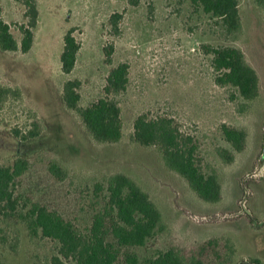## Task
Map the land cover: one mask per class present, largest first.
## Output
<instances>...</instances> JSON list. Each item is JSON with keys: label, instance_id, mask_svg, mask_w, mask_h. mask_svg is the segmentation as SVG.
<instances>
[{"label": "rangeland", "instance_id": "rangeland-1", "mask_svg": "<svg viewBox=\"0 0 264 264\" xmlns=\"http://www.w3.org/2000/svg\"><path fill=\"white\" fill-rule=\"evenodd\" d=\"M1 1L3 18L20 40L18 26L27 24L26 8L13 0ZM36 1L40 16L32 49L0 50V84L23 93L21 101L0 108V162L26 157L32 163L19 179L20 189L84 225L90 222L94 184L125 174L148 193L164 221V231L147 247L136 249L140 256L175 248L191 258L201 244L212 242L206 263L264 261V9L254 0H240L242 30L233 40L219 33L214 20L194 13L189 0ZM116 14L121 15L117 28L111 22ZM70 29L81 48L73 73L66 75L60 57ZM204 44L239 48L258 73L260 95L246 101L234 88L216 85ZM111 45L113 64L105 53ZM122 62L130 67L128 89L118 97L123 138L99 144L78 114L66 108L63 86L69 79L79 80L80 105L86 107L103 95L108 74ZM148 112L172 117L197 139L206 170L221 182L220 201L199 198L167 167L157 148L131 141L136 118ZM36 119L44 126L40 136L21 141L13 135L12 129L28 130ZM223 124L246 131L244 150L235 151L224 140ZM220 148L234 153L232 164L221 158ZM50 159L68 171L65 181L48 174ZM8 231L12 236L19 231L21 244L17 252L1 249L5 264H49L56 255L52 241L31 240L24 226L13 221ZM119 264H124L122 258Z\"/></svg>", "mask_w": 264, "mask_h": 264}, {"label": "trees", "instance_id": "trees-1", "mask_svg": "<svg viewBox=\"0 0 264 264\" xmlns=\"http://www.w3.org/2000/svg\"><path fill=\"white\" fill-rule=\"evenodd\" d=\"M25 6L27 24H20L21 39L11 32V24L3 18L0 0V50L29 52L34 44V30L39 22L36 0H13ZM194 13H200L215 21L219 33L236 40L242 30L240 0H189ZM137 4V1L134 2ZM256 7L264 9V0H254ZM121 15L111 18L118 27ZM81 45L70 29L64 37V48L60 57L62 72L73 73ZM205 55L211 57L215 72L214 81L219 87H232L237 95L252 101L260 95V79L256 70L246 61L244 53L234 46L204 44ZM107 62L112 63L114 47L105 49ZM130 82V67L122 62L114 66L107 76L103 95L86 107L80 105L79 80L69 79L63 86V102L68 110L78 114L94 141L99 144H115L123 138L124 124L118 97L125 93ZM22 90L0 84V108L9 101H21ZM225 141L235 151L245 149L247 133L243 129L221 126ZM44 126L38 119L28 130L12 129L21 141L34 139L42 134ZM131 141L143 147L157 148L169 169L182 176L191 189L205 202L221 200L222 185L217 174L210 173L200 156L197 139L180 129L175 119L166 114L143 113L134 123ZM227 164L235 160L234 153L225 148L218 150ZM32 167L26 157L14 158L10 164L0 162V251L8 248L17 252L21 244V233L12 236L8 229L12 222L26 228L31 240L48 239L54 244L56 255L49 264H209L204 260L210 256L212 242L201 244L191 258L175 248L158 251L151 257H142L136 249L147 245L164 231L162 213L143 188L125 174H114L93 186L90 222L84 225L67 220L57 210L35 201L24 193L19 179ZM48 174L56 181L68 178V171L54 159L46 164ZM84 210V209H82ZM9 225V228L7 226ZM1 253V252H0ZM0 264H5L1 260ZM237 264H264L260 259H248Z\"/></svg>", "mask_w": 264, "mask_h": 264}, {"label": "bare ground", "instance_id": "bare-ground-1", "mask_svg": "<svg viewBox=\"0 0 264 264\" xmlns=\"http://www.w3.org/2000/svg\"><path fill=\"white\" fill-rule=\"evenodd\" d=\"M262 164L264 165V159H263V161H262Z\"/></svg>", "mask_w": 264, "mask_h": 264}, {"label": "crops", "instance_id": "crops-1", "mask_svg": "<svg viewBox=\"0 0 264 264\" xmlns=\"http://www.w3.org/2000/svg\"><path fill=\"white\" fill-rule=\"evenodd\" d=\"M2 2V1H1ZM3 8V7H2ZM255 259H260V258H255ZM261 260V259H260ZM264 262V261H263Z\"/></svg>", "mask_w": 264, "mask_h": 264}]
</instances>
